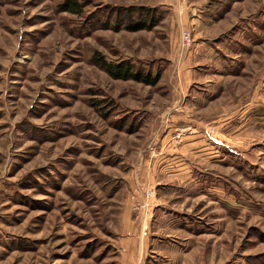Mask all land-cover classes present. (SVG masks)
Listing matches in <instances>:
<instances>
[{"label":"rangeland","instance_id":"374dc122","mask_svg":"<svg viewBox=\"0 0 264 264\" xmlns=\"http://www.w3.org/2000/svg\"><path fill=\"white\" fill-rule=\"evenodd\" d=\"M65 1L0 0V264H264V0Z\"/></svg>","mask_w":264,"mask_h":264},{"label":"trees","instance_id":"16d2710c","mask_svg":"<svg viewBox=\"0 0 264 264\" xmlns=\"http://www.w3.org/2000/svg\"><path fill=\"white\" fill-rule=\"evenodd\" d=\"M79 7V2L75 0H67L59 5L60 11H69L72 13H80ZM133 9L134 8L125 10L124 13L126 15L123 18V22L121 23L120 21L121 27L128 31L151 30L155 27L156 21L150 13L143 12L145 15L143 20L142 18L132 19L130 15L133 14ZM93 62L115 79L134 80L146 85L155 86L162 77L161 70L154 72L152 69L146 70L144 68H139L130 60L124 59L117 60L116 62L108 61L103 55L95 54Z\"/></svg>","mask_w":264,"mask_h":264},{"label":"built area","instance_id":"2783aa9c","mask_svg":"<svg viewBox=\"0 0 264 264\" xmlns=\"http://www.w3.org/2000/svg\"><path fill=\"white\" fill-rule=\"evenodd\" d=\"M149 193H151V191Z\"/></svg>","mask_w":264,"mask_h":264},{"label":"crops","instance_id":"0c3cea01","mask_svg":"<svg viewBox=\"0 0 264 264\" xmlns=\"http://www.w3.org/2000/svg\"><path fill=\"white\" fill-rule=\"evenodd\" d=\"M193 136V135H192ZM193 138V137H192Z\"/></svg>","mask_w":264,"mask_h":264}]
</instances>
